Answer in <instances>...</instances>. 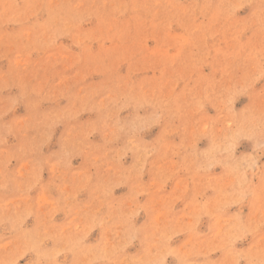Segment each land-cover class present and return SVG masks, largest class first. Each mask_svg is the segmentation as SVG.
Segmentation results:
<instances>
[{
	"label": "rangeland",
	"instance_id": "374dc122",
	"mask_svg": "<svg viewBox=\"0 0 264 264\" xmlns=\"http://www.w3.org/2000/svg\"><path fill=\"white\" fill-rule=\"evenodd\" d=\"M0 264H264V0H0Z\"/></svg>",
	"mask_w": 264,
	"mask_h": 264
}]
</instances>
